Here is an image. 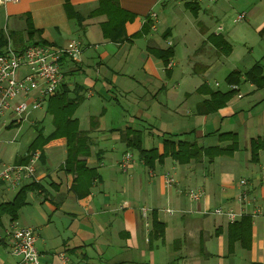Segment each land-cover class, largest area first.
I'll list each match as a JSON object with an SVG mask.
<instances>
[{
  "label": "crops",
  "instance_id": "obj_1",
  "mask_svg": "<svg viewBox=\"0 0 264 264\" xmlns=\"http://www.w3.org/2000/svg\"><path fill=\"white\" fill-rule=\"evenodd\" d=\"M104 1L69 0L71 14L66 0H20L0 8V33L19 51L33 43L28 17L37 32L34 41L61 47L72 40L82 42L81 59L64 62L66 80L60 94L68 91L69 100L77 102L73 119L86 134L81 149L87 152L77 153L62 136L36 150L42 159L36 179L24 186L31 187L26 204L16 220L6 216L0 222V264H24L4 240L11 223L37 231L41 264H264V149L254 153L252 147L254 141L264 140V87L246 76L256 65L264 71L255 51L264 52V41L241 32L237 39L247 53L239 62L234 57L227 77L229 83L231 74L240 75L238 90L225 106L209 112L214 107L208 104L212 94L233 92L207 80L236 54L233 36L222 33V26L214 28L218 15L204 10L202 0H116L130 15L119 21L106 12L94 15ZM260 14L264 10L255 7L239 14L235 22L249 24ZM263 26L258 32L264 35ZM178 32L184 33L186 72L179 69L183 63L176 54ZM215 38L229 43L230 56L221 54ZM108 97L124 115L128 111L120 99L133 103L137 114L131 124L114 128L94 114L95 105ZM50 102L42 109V118L30 116L29 127L23 128L25 122L11 114L3 118L0 163L27 164L39 135L47 139L55 132ZM86 103L84 124L76 113ZM139 123L149 125V147L144 146ZM128 130L142 133L144 151H157L150 164L129 147ZM25 133L29 141L22 145ZM228 134L237 139L234 152L227 150L233 143L225 138ZM184 143L190 147L182 148ZM17 144L22 149L17 150ZM180 149L184 161L175 157ZM209 149L227 151L187 159L188 153ZM128 155L133 160L124 169ZM168 175L177 181L173 186L166 182ZM242 180L248 181L247 187L240 185ZM191 191L202 197L193 199ZM19 192L2 186L0 206L14 202ZM243 194L247 203L240 202ZM219 208L238 213L236 223L252 219L247 247L231 242L232 223L214 214ZM258 210L261 215H256ZM155 221L164 226L163 239L154 238Z\"/></svg>",
  "mask_w": 264,
  "mask_h": 264
},
{
  "label": "built area",
  "instance_id": "obj_2",
  "mask_svg": "<svg viewBox=\"0 0 264 264\" xmlns=\"http://www.w3.org/2000/svg\"><path fill=\"white\" fill-rule=\"evenodd\" d=\"M20 0H0V8ZM83 44L80 40H72L66 47L53 44H30L18 51L9 46L0 55V123L7 115H13L20 122L29 120L33 112L42 110L50 100L60 94L66 80L64 62L78 61L83 55ZM237 91L236 85H231ZM242 98V95H239ZM42 153L33 152L27 164L0 163V188L5 186L9 191H20L26 183L36 179L38 163ZM133 157L128 155L123 163L129 169ZM264 174V167H263ZM169 186L177 181L166 177ZM240 185L247 187L248 181L242 180ZM190 196L199 200L202 193L191 191ZM240 202L247 203V194L240 196ZM215 215L226 217L235 224L239 214L233 210L219 208ZM261 210L256 215H261ZM9 240L11 254L22 260L24 264H41V253L38 249V234L33 227L11 223L6 229L4 240ZM2 240V239H1ZM0 240V241H1Z\"/></svg>",
  "mask_w": 264,
  "mask_h": 264
},
{
  "label": "trees",
  "instance_id": "obj_3",
  "mask_svg": "<svg viewBox=\"0 0 264 264\" xmlns=\"http://www.w3.org/2000/svg\"><path fill=\"white\" fill-rule=\"evenodd\" d=\"M66 9L68 13L70 14L72 11H74V8L70 4L69 0H66ZM104 12L108 13L109 16L112 18V20L117 19L121 21V20H126V18L129 19L130 17V15L126 14L120 9L116 0L104 1L101 4L100 8L94 12V15L104 13ZM121 16H124V18H121ZM27 22L29 26V36L33 40L32 44H48L41 40L34 41V38L37 32L32 27L33 25H32L30 17H28ZM214 42H215L216 47L221 51V54H223L224 56L231 55L232 48L229 45V43L225 41L224 38H217ZM8 46H9L8 37H6L4 33H0V55L4 53V51L8 48ZM15 49L18 50L16 47ZM238 76L240 75H238L237 73L230 75V77L228 78L230 85H236L239 83ZM246 76H247V79L253 84L257 85L260 88L264 87V71L259 65H256L251 71L247 73ZM67 92L68 91H65L64 93L59 94L55 98L50 100L51 102L49 101L50 103H52L51 108H50V113L53 116V124L55 127V132L47 139L44 138L43 134H40L37 140L33 143V145L30 148L32 152L36 151L37 149H41L45 143L52 140L53 138H58L62 136L68 139L69 144L70 146H72L71 148L74 151H77V153L78 152L87 153L85 152L86 150L84 148L81 149L82 147L81 145H84L83 142H85L86 140V134L80 131L79 122L73 119L74 114L78 107L77 102L69 100ZM234 92H237V91H233L227 94H222V93L212 94L211 101L208 104L213 105L214 107H212L208 111L212 112L213 110H216L217 108L225 106L233 98ZM127 135L129 136L128 145L131 148V150H138L139 152H141L142 157L146 160L148 164H150V162H152L157 156V151L153 150L151 152H146L142 149V133L128 130ZM225 138L230 139L233 142L232 145L227 148V150L234 152V148H237V143H238L236 137L234 136V134H228L226 135ZM77 143L78 145H76ZM180 146L182 148L190 147L186 143L180 144ZM252 147H253L254 153H257L260 149H264V140L254 141ZM227 150H223V149H209V150H204V151L199 150L197 155H193V154L191 155L190 153H188L187 159L195 158L198 156L202 157L204 153L210 154L211 157H215V156L222 154L224 151H227ZM182 153L183 151L180 149V152L175 154V157L179 159L180 161H184L182 159V155H183ZM75 157H77V155ZM30 188L31 187L29 186L23 187L20 190L18 197L14 202L3 204L0 206V222L6 216H10L12 220L17 219L20 210L26 204L25 196ZM154 232H155V235H154L155 239H163L165 237L164 226H162L158 221H155V231ZM251 237H252V219L244 218L243 223L232 224L231 229H230V240L232 243L234 241H241L243 246L247 247L248 245L246 244V242L248 240V242L250 243Z\"/></svg>",
  "mask_w": 264,
  "mask_h": 264
},
{
  "label": "rangeland",
  "instance_id": "obj_4",
  "mask_svg": "<svg viewBox=\"0 0 264 264\" xmlns=\"http://www.w3.org/2000/svg\"><path fill=\"white\" fill-rule=\"evenodd\" d=\"M184 1V0H181ZM189 1H197V0H189ZM200 1V0H198ZM238 0H217L216 3H212L211 0H202L201 6L204 10H212L215 15H218L219 20L215 22L214 28L216 29L218 26H222L224 28L223 32L225 35L233 36L231 41L234 44L235 53L231 57L232 60L228 62L224 61L223 65L220 68L215 69L208 77V81L213 85L215 82H219L221 84V90L226 91L229 90L230 84L227 82V77L230 72V68H232V63L234 62V57H236L237 62H239L243 56L247 53V49L244 48V43L242 41L240 42L238 36H241V32L248 31V33L251 35L252 39L257 40L258 42L264 41V35L261 34L258 31H261L260 24L262 25L264 23V14H260L259 17L252 18V21L249 24H237L235 22V19H237L239 14H242L244 12L250 11L252 8H260L264 10V0H246L247 2H237ZM264 27V26H263ZM179 36V40L184 38V33H177L175 34V37ZM231 38V37H230ZM178 44V43H177ZM256 48V47H255ZM256 55L260 57L261 62L264 63V52L260 51L259 48L255 49ZM5 53V51H4ZM176 54L177 56L182 60V66L181 71L186 72L188 69V65L186 62L187 59V50L185 47L184 41H181V43L176 47ZM236 55V56H235ZM244 82L241 81V91L246 95L247 91L245 89ZM215 88V86H213ZM111 97H108V99L104 100V102L97 103L95 107L93 108L94 114L97 115V117L101 118L104 117V119L107 122L108 126H112L114 128H122L123 126L127 124H131V117L135 116L137 112L133 109V103H126L124 100L120 99V103L122 106H125L127 108V113L124 115L120 105L117 104V102ZM124 101V102H123ZM88 104L86 103L84 106H82L76 113L77 118L81 120L82 123L87 124L88 121ZM40 118L45 115L44 110H39L32 113V117L34 116L37 118L40 116ZM33 117V118H34ZM9 119V118H8ZM31 119V118H30ZM29 120L25 121V124H23V128L29 127L30 123ZM139 127H141L143 131V142L144 146L149 147L152 143L150 139L149 131L147 130L149 128L148 123H139ZM26 136V133L22 135L21 142L22 145H26L28 143V139H24ZM20 144H17V150L22 149ZM13 148H16V146H13ZM136 154V153H135ZM137 156V154H136ZM14 194H12L13 196Z\"/></svg>",
  "mask_w": 264,
  "mask_h": 264
}]
</instances>
